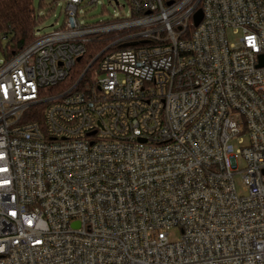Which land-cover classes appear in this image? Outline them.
<instances>
[{"label":"built area","instance_id":"1","mask_svg":"<svg viewBox=\"0 0 264 264\" xmlns=\"http://www.w3.org/2000/svg\"><path fill=\"white\" fill-rule=\"evenodd\" d=\"M124 1L0 62V264H264V0Z\"/></svg>","mask_w":264,"mask_h":264},{"label":"trees","instance_id":"2","mask_svg":"<svg viewBox=\"0 0 264 264\" xmlns=\"http://www.w3.org/2000/svg\"><path fill=\"white\" fill-rule=\"evenodd\" d=\"M45 6L44 0H40L39 6L35 0H0V46L4 54V59L9 61L19 53L23 52L40 37V26L43 25L47 14L41 11ZM52 6L50 9H53ZM64 21L60 25L63 27ZM131 31L99 33L92 37L86 43V52L82 59L73 68L72 74L68 79L55 87H48L47 91L58 92L72 87L81 75L84 73L89 64L111 43L116 41L123 34H130ZM5 42V45H3ZM122 44L115 47H121ZM100 57V56H99ZM96 61L82 79L77 89L83 90L91 79L93 69L98 65ZM46 91V90H45Z\"/></svg>","mask_w":264,"mask_h":264},{"label":"rangeland","instance_id":"3","mask_svg":"<svg viewBox=\"0 0 264 264\" xmlns=\"http://www.w3.org/2000/svg\"><path fill=\"white\" fill-rule=\"evenodd\" d=\"M66 0H44L45 6L41 8L44 14H47L43 25L40 26V33H50L57 29L64 21V8ZM91 0H85L84 4L79 9L80 19L83 23H98L103 20L112 19V17L117 16H130L129 6L118 7L115 2H110V0H97L96 3H89ZM121 5L125 3L124 0H119ZM40 0H35V4L38 7ZM54 6L53 9H50ZM228 39L230 42H237L242 33H234L232 29L228 30ZM5 45V42H3ZM4 60V54L0 46V62ZM93 73V71H92ZM91 73V75H92ZM237 189L240 193L246 192V187L244 185L241 176L236 178ZM181 236L179 230H172L170 232L169 238L172 240H177Z\"/></svg>","mask_w":264,"mask_h":264},{"label":"water","instance_id":"4","mask_svg":"<svg viewBox=\"0 0 264 264\" xmlns=\"http://www.w3.org/2000/svg\"><path fill=\"white\" fill-rule=\"evenodd\" d=\"M116 2V0H115ZM203 18V12L201 9H199L195 15H194V21H195V25L198 26L201 22ZM81 59V57L78 58V61ZM98 59V57H96L90 64L89 66L86 68V70L84 71L82 77L89 71L90 67L96 62V60ZM264 65V56L261 57L260 59V66H263Z\"/></svg>","mask_w":264,"mask_h":264}]
</instances>
